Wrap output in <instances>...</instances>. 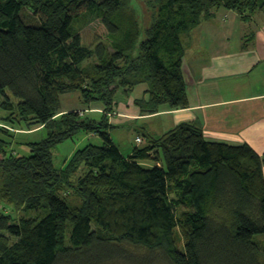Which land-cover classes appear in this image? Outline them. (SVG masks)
I'll return each mask as SVG.
<instances>
[{"label": "trees", "instance_id": "16d2710c", "mask_svg": "<svg viewBox=\"0 0 264 264\" xmlns=\"http://www.w3.org/2000/svg\"><path fill=\"white\" fill-rule=\"evenodd\" d=\"M156 3L143 29L124 0H0V207L25 213L0 211V264H264V155L182 123L126 157L108 122L119 92L140 85L144 113L189 108L184 37L222 8L253 25L264 0ZM73 93L85 109L62 112ZM40 128L42 141H19ZM82 132L102 145L59 168L53 150Z\"/></svg>", "mask_w": 264, "mask_h": 264}, {"label": "crops", "instance_id": "0c3cea01", "mask_svg": "<svg viewBox=\"0 0 264 264\" xmlns=\"http://www.w3.org/2000/svg\"><path fill=\"white\" fill-rule=\"evenodd\" d=\"M258 18L253 25H248L234 11L222 8L213 20L204 22L184 37L189 108L163 107L157 114H147L136 104L145 97V85L138 86L130 95L119 92L117 106L109 114L108 122L110 134L124 156L133 155L138 146L124 153L114 127L133 124L137 130L136 140L141 137L146 147L149 139L159 138L182 123L198 124L209 140L234 146L249 145L259 155H264V25L257 24ZM241 24L244 33L235 44L236 29ZM252 32L255 33L253 40L245 44V36ZM84 109L62 107L61 110ZM93 114L96 116L93 119L102 120L101 106L97 105L90 112L91 117ZM157 120L165 130L157 131L153 123Z\"/></svg>", "mask_w": 264, "mask_h": 264}, {"label": "rangeland", "instance_id": "374dc122", "mask_svg": "<svg viewBox=\"0 0 264 264\" xmlns=\"http://www.w3.org/2000/svg\"><path fill=\"white\" fill-rule=\"evenodd\" d=\"M157 0H124V7L126 10V13L133 14L135 17L139 20L141 26L143 29H146L149 27L154 18V14L156 13V7L155 5ZM155 3V4H154ZM261 16L258 18L259 25H264V13H260ZM241 27L236 29L234 43L238 44L240 41L244 31H243V25H240ZM255 28V26H253ZM100 29V23L99 21H94L87 23L83 28V36H84V43L89 48H96L98 44V38L97 33ZM145 38V32H143L142 39ZM8 93L11 95V93L8 91ZM79 93H73V94H67L62 97V107L67 108L70 107L72 109H80L84 108V104L82 101H79L80 99ZM2 99L0 98V101ZM118 100V99H117ZM5 112L0 111V118L1 115H5ZM95 115L93 114L92 117L90 115V119H92ZM103 116V115H102ZM96 117V116H95ZM101 118V116H100ZM154 126L157 129V131H161L162 129L165 130L160 124V122L154 121ZM115 131V136L119 140V142L122 144V150L124 153H127L131 151V149L135 148L136 145L140 147L138 143H136V136H137V130L136 127L133 124H127L123 127L116 126L113 128ZM47 135L46 130H43L42 128L34 130L32 132H27L23 134H19L18 138L19 141L28 143V142H40L42 141ZM89 143L102 145V140L100 137L94 136L92 133H80L78 134L75 139L66 140L60 145H58L54 150V160L55 164L61 168L65 165V162L71 158V156L79 149L84 148ZM144 145V144H143ZM142 145V147H143ZM128 147V150L126 149ZM13 149L15 152L20 156H31V152L29 147L26 145H19L15 144ZM0 211H4L7 214H13L16 217H22L25 215V213L22 210L16 209L14 206L11 207H0ZM259 240H264V236H259Z\"/></svg>", "mask_w": 264, "mask_h": 264}, {"label": "built area", "instance_id": "2783aa9c", "mask_svg": "<svg viewBox=\"0 0 264 264\" xmlns=\"http://www.w3.org/2000/svg\"><path fill=\"white\" fill-rule=\"evenodd\" d=\"M136 141L139 145L143 143V139L141 137H138Z\"/></svg>", "mask_w": 264, "mask_h": 264}]
</instances>
